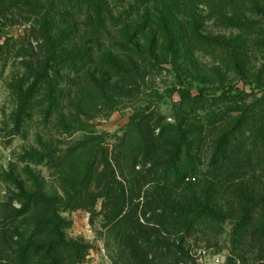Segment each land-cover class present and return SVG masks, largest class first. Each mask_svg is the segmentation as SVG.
<instances>
[{"label": "rangeland", "instance_id": "1", "mask_svg": "<svg viewBox=\"0 0 264 264\" xmlns=\"http://www.w3.org/2000/svg\"><path fill=\"white\" fill-rule=\"evenodd\" d=\"M77 1L0 0V264H16L24 251L29 256L23 264H52L46 249L56 235L87 246L78 260L66 257L65 264H139L126 238L116 239L102 198L91 209L75 204L86 195L76 197L74 182L104 148L126 196L123 216L133 211L148 218L142 196L151 188L141 186L137 199L131 181L133 170L150 164L131 168L124 160L118 169L114 148L130 133V117L146 114L151 123L159 116L158 126L185 121L192 129L199 121L201 142L190 147L197 153L195 173L184 179L195 189L172 193L190 197L203 191L201 197L208 194L224 216L221 224L203 222L189 236L160 234L167 244L177 240L185 254L179 264H226L228 258L260 264L264 241L251 234L256 222L240 236L234 228L245 203L253 210L264 203V0L176 1L168 19L174 35L152 46L155 61L138 66L133 92L121 76L106 71V62L122 64L117 23L90 50L79 48L84 61L74 59V32L82 29H74V19L84 17V9L74 7ZM199 89L206 104L214 96L223 99L189 114L186 103ZM139 243L140 264H172L170 254L160 259Z\"/></svg>", "mask_w": 264, "mask_h": 264}, {"label": "trees", "instance_id": "2", "mask_svg": "<svg viewBox=\"0 0 264 264\" xmlns=\"http://www.w3.org/2000/svg\"><path fill=\"white\" fill-rule=\"evenodd\" d=\"M176 1L182 0H80L75 2L74 7L78 11L84 9V17L74 19V29L82 28L81 31L74 32V59H77L79 63L84 61L86 54L79 48L83 46L86 50H90L91 46L98 44L103 37L105 28L109 24L117 23L113 26L118 27L117 35H119L115 46L122 52V64L115 59L106 62V71L109 70L114 77L121 76L125 85L133 92V88L138 86L135 82L138 66L146 60L151 64L155 61V58L151 57L154 52L152 46L159 41L161 44H166L174 35L170 32L168 19L173 18L172 9ZM162 2H165V5L158 8ZM160 10L162 17L155 18ZM76 21L78 24H75ZM156 29L161 32L160 36L157 35ZM143 30L145 32H142ZM142 37L147 46L145 52L140 44ZM87 59L91 60L90 55ZM74 65H76L75 61ZM205 99L208 98L204 96L203 89H199L197 95L186 103L185 107L189 110V114L200 111L205 106L212 107L223 97H211L210 104H206ZM155 118L156 120L151 123L152 118L147 114L132 115L128 124L131 128L130 133L114 147L117 162L113 160L118 169L121 166L120 161L124 160H127V164H131V168L134 165L150 164L145 171L133 170L131 181V184L136 187L137 199L141 198L139 193L143 186L149 184L151 188V191L145 189L142 196L143 208H146L149 213L148 218H145V214L136 217L133 211L128 213V217L123 216V207L126 202L123 186L106 161V149L101 147H97L98 150L94 152L92 160L84 165L77 181L74 182V189L79 188L76 197L86 195L85 201L75 204L79 208L84 207L82 205L85 204L87 209H91L97 199L102 198V207L109 206L111 209L109 220L112 223V230L116 231V239L120 243L126 238L132 245V253L139 264L142 258L139 241H142L149 250L157 252L158 258L163 259L170 254L172 264H179L182 263L181 259L185 254L179 245L175 244L177 240L173 239L171 244H167L160 234L169 230L175 235L189 236L203 222L221 224L224 216L212 208L208 194L201 197L203 191L199 194L191 193L190 197H176L172 193L178 189L191 192L195 189L194 184H184V179L195 173L197 153L191 152L190 147L201 142L199 121H196L194 128L190 129L192 125L183 126L185 121L178 122L176 125L158 126L160 117ZM96 155L99 157L98 160ZM247 203L240 209L234 233L240 236L254 220L256 229L254 233L251 231V234H258L257 240L264 241V203L259 210L250 209ZM33 207L35 209L36 206ZM127 221L129 223L126 230L122 231ZM139 221L143 224H151L153 232L146 230ZM49 226L48 235L52 233L49 229H53ZM125 231H127L126 234ZM152 233L155 237L148 240ZM55 237H57L56 240L47 242L46 249L53 259L52 264H65L66 257H74L78 260L87 249V246L80 243H66L58 235ZM34 248L30 246V249L34 250ZM28 256V251L21 252L14 258V263L23 264V259L27 260ZM48 259L50 260V257ZM226 264H235V262L228 258ZM260 264H264V259Z\"/></svg>", "mask_w": 264, "mask_h": 264}]
</instances>
